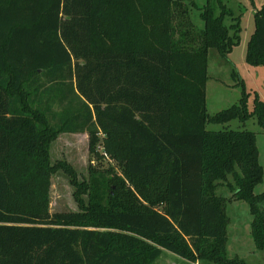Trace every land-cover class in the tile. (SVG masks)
<instances>
[{
  "label": "trees",
  "instance_id": "obj_1",
  "mask_svg": "<svg viewBox=\"0 0 264 264\" xmlns=\"http://www.w3.org/2000/svg\"><path fill=\"white\" fill-rule=\"evenodd\" d=\"M218 5L221 12L217 14ZM0 0V264H154L164 250L201 264H250L227 250L229 198L248 203L264 250V191L257 135L264 100L210 114V49L226 57L240 19L207 0ZM246 61L264 66V4ZM87 132L120 173L92 186L80 211H50L60 133ZM78 185L76 173L62 165ZM107 190V191H106Z\"/></svg>",
  "mask_w": 264,
  "mask_h": 264
},
{
  "label": "rangeland",
  "instance_id": "obj_2",
  "mask_svg": "<svg viewBox=\"0 0 264 264\" xmlns=\"http://www.w3.org/2000/svg\"><path fill=\"white\" fill-rule=\"evenodd\" d=\"M197 7L192 9V16L198 25L203 22L200 13L207 0H195ZM231 10L225 22L231 24L240 19L241 41L226 57L216 49L209 53V80L206 86L207 108L210 114L239 103L243 90L247 94V105L250 112L254 109V101L258 95L264 100V66H253L246 61L248 41L255 31V12L259 10L264 0H222ZM221 12L218 5L217 14ZM208 129L222 130H251L257 135L259 160L264 170V128L259 125L256 116L246 121L238 119L226 123H208ZM51 162L56 166L50 186V211L75 212L80 211L81 196L84 204L90 201L92 186L100 185L103 178H109L108 170L120 173L121 168L105 150L103 143L90 151L89 134L87 132L60 133L50 145ZM69 165L76 173L78 185L64 170L62 165ZM107 191V190H106ZM264 191L263 180L256 185L255 193ZM217 193L229 198L227 213L230 218L228 225L227 250L230 257L238 256L246 259L250 264H264V250L258 249L251 235L252 215L249 205L244 200L233 198L232 192L225 183L221 184ZM154 264H201L190 261L164 250Z\"/></svg>",
  "mask_w": 264,
  "mask_h": 264
}]
</instances>
